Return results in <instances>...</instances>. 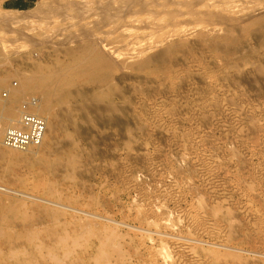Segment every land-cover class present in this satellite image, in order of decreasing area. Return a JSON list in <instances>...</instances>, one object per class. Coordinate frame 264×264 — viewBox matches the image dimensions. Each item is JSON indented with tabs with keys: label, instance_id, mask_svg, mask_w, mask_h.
<instances>
[{
	"label": "rangeland",
	"instance_id": "rangeland-1",
	"mask_svg": "<svg viewBox=\"0 0 264 264\" xmlns=\"http://www.w3.org/2000/svg\"><path fill=\"white\" fill-rule=\"evenodd\" d=\"M96 1L0 6L44 35L0 32L3 134L9 100L13 121L43 100L15 95L25 77L85 64L71 48L93 41L117 64L105 81L69 72L40 146L0 135V264H264V0Z\"/></svg>",
	"mask_w": 264,
	"mask_h": 264
},
{
	"label": "bare ground",
	"instance_id": "bare-ground-1",
	"mask_svg": "<svg viewBox=\"0 0 264 264\" xmlns=\"http://www.w3.org/2000/svg\"><path fill=\"white\" fill-rule=\"evenodd\" d=\"M98 1V0H97ZM96 1V2H97ZM106 1V0H105ZM108 1V0H107ZM112 1V0H111ZM119 1V0H118ZM126 1V0H125ZM128 1V0H127ZM130 1V0H129ZM133 1V0H132ZM136 1V0H135ZM138 1V0H137ZM141 1V0H140ZM140 1H138V3L140 2ZM153 1V0H152ZM164 1V0H163ZM197 1V0H196ZM84 2V1H83ZM82 1L81 2H79V3H83ZM88 2V1H87ZM87 2H85L86 4H87ZM145 2H147V1H145ZM145 2H144V4H145ZM154 2V1H153ZM167 2V1H166ZM175 2H176V0H175ZM174 2V4H176ZM185 2H186V0H185ZM188 2V1H187ZM190 2V1H189ZM195 2V1H194ZM200 2V1H199ZM72 3V2H71ZM94 3V2H93ZM97 3H99V2H97ZM101 3V2H100ZM112 3V2H111ZM110 3V4H111ZM116 3V2H115ZM124 3H126V2H124ZM123 3V4H124ZM128 3V2H127ZM131 3H133V2H130L129 4H131ZM141 3V5H143L142 3L143 2H140ZM155 4H153L154 5V8H155V6H157V4L156 3H158V2H154ZM183 3V2H182ZM182 3H178V1H177V4H179L180 6L181 5H183ZM193 2H191V4H192ZM196 3V2H195ZM56 4V3H55ZM67 4V3H66ZM109 4V3H108ZM114 3H112V5H113ZM117 5H119L118 3H116ZM115 4V5H116ZM128 4V5H129ZM160 4V3H159ZM166 3L164 2V5H165ZM188 4V3H187ZM42 5V4H41ZM81 5H83V4H81ZM114 5V7L113 8H115V10H119V9H117L116 8V6ZM134 6H136L137 4H136V2L133 4ZM133 5H131V6H133ZM163 5V4H162ZM186 5V4H185ZM195 5V4H194ZM51 6V5H50ZM77 6H79V5H77ZM85 6V5H84ZM106 6V5H105ZM122 6V5H121ZM130 6V5H129ZM130 6V8H132ZM133 6V7H134ZM137 6H139V4L137 5ZM146 6V5H145ZM152 6V5H151ZM83 6H81V8H82ZM86 7H87V5H86ZM85 7V8H86ZM89 7V6H88ZM96 7V11L98 10V9H100V7H98L97 8V6H95ZM95 7H93V10L92 11H90L91 9H92V7H91V9L89 10L88 8V10L92 13H94V12H96L95 10H94V8ZM104 6H102V9H106V8H103ZM141 7L142 6H140V7H138V10H139V8H140V11H141ZM68 8V7H67ZM81 8H76L78 11H80V10H82ZM85 8H83V9H85ZM108 8H111V6H109L108 5ZM107 8V9H108ZM118 8H120V7H118ZM125 8H126V6H125ZM152 8H153V6H152ZM151 8V10H153V11H155L154 9H152ZM44 8H39V11H37L36 12V14H38L39 13V19L41 18V20H40V22L43 24V23H46L47 21H49V19L52 17V15L54 14L52 11L50 12V13H48L47 11L45 12V10H43ZM49 9V8H48ZM72 9H73V7H72ZM80 9V10H79ZM87 9H85V10H87ZM106 9V10H107ZM112 9V8H111ZM123 9V8H122ZM121 9V10H122ZM127 9V8H126ZM126 9H123V10H126ZM129 9V8H128ZM134 9H136V7L135 8H132V10H134ZM190 9V8H189ZM60 10V13H61V10H63L64 11V8L62 7V8H60L59 9ZM67 10V9H66ZM87 10V11H88ZM131 10V9H130ZM146 10V9H145ZM145 10H143V8H142V11L144 12ZM150 10V9H149ZM163 10L164 9H162V12H163ZM188 10V9H187ZM259 10V9H258ZM57 11H58V8H57ZM62 11V13H63V17H65L66 15L64 14L65 13V11L63 12ZM68 11V10H67ZM71 13H76V15L79 13H77V12H75L76 10H75V8L73 9V10H69ZM83 11V10H82ZM87 11H84L83 13L85 14ZM99 11V13H100V10H98ZM97 11V12H98ZM110 9L108 10V12H109V15L111 14L110 13ZM126 11H128V10H126ZM126 11H123V13H121L120 12V15H123V14H126ZM136 11H137V9H136ZM147 11V10H146ZM165 11H167V10H165ZM171 11V10H170ZM195 11V10H194ZM81 12V11H80ZM89 12V14H91ZM101 12H104V11H101ZM113 12H114V10H113ZM130 12V11H129ZM151 12V11H150ZM149 12V13H150ZM156 12V11H155ZM168 12V11H167ZM166 12V13H167ZM173 12V11H172ZM186 12V11H185ZM219 12V11H218ZM259 12V11H258ZM261 12H263V11H261ZM14 13V12H13ZM13 13H11L12 15H13ZM16 13V15H17V12H15ZM14 13V14H15ZM19 13V12H18ZM53 13V14H52ZM71 13L70 14H68V13H66L67 15H70L71 16ZM88 13V12H87ZM105 13H107V12H105ZM118 13V15H119V11L117 12ZM132 13V12H131ZM137 13V12H136ZM152 13H154V12H152ZM168 13H170V12H168ZM167 13V14H168ZM177 13V12H176ZM198 13V12H197ZM211 13V12H210ZM11 14L9 15H4V16H0V32L1 33H4V32H9V34L10 35H13L15 38H13V37H11V38H8L9 39V42L10 43H12L13 42V40L15 39V41H21V42H27L26 41V39H28V38H31V39H33L34 41L35 40H37V41H39L38 39H43V36L38 32V31H36L35 30V28H33V27H31L29 24H27L28 22H30V19H31V17H34V16H36V17H38V15H35V14H32V16H27V17H24V18H21V17H18V16H11ZM73 14H72V16H73ZM102 14V16H103V13H100V15ZM108 14V13H107ZM112 14H114V13H112ZM111 14V15H112ZM128 14V13H127ZM126 14V15H127ZM166 14V15H167ZM171 14H173V13H171ZM170 14V15H171ZM179 14V13H178ZM25 15V14H24ZM58 15V14H57ZM65 15V16H64ZM75 15V14H74ZM79 15V14H78ZM78 15H77V17H78ZM81 18H83L84 16H82L83 14H82V12H81ZM79 15V16H80ZM95 15V13L93 14V16ZM97 15H99L98 13H97ZM117 15V16H118ZM132 15H133V13H132ZM135 15V14H134ZM169 15V16H170ZM175 15V14H174ZM177 15V14H176ZM223 15V14H222ZM245 15V14H244ZM250 15H251V13H250ZM70 16H69V18H70ZM92 17V15H89V17ZM102 16H100V17H102ZM104 16H106V14L104 15ZM103 16V17H104ZM115 16V15H114ZM128 16H129V14H128ZM131 16V15H130ZM168 16V15H167ZM171 16H173V15H171ZM246 16H248V14L246 15ZM67 18H68V16H66ZM75 17V16H74ZM88 17V16H87ZM95 17V16H94ZM111 17V16H110ZM109 17V18H110ZM120 17V18H119ZM123 18H124V16H122ZM156 17V16H155ZM62 18V17H61ZM80 18V17H79ZM106 18L109 20V18L106 16ZM106 18H104L105 19V23H104V19L102 20L103 22H102V24H105L106 26H107V24H106ZM114 19V17H111V19ZM121 19V16H118L117 17V19ZM163 18V17H162ZM174 18V17H173ZM201 18V17H200ZM234 18V17H233ZM60 19V18H59ZM85 19H87V18H85ZM91 19V18H90ZM94 19V18H93ZM97 20H100V19H98V18H96ZM116 19V18H115ZM116 19V20H117ZM118 19V20H119ZM171 19V18H170ZM203 19V18H202ZM79 20V19H78ZM81 21H82V19H80ZM95 20V19H94ZM96 20V21H97ZM115 20V21H116ZM125 20V19H124ZM135 20V19H134ZM212 20V19H211ZM246 20V19H245ZM77 21V20H76ZM76 21H75V23H76ZM81 21L79 22V28L82 26V23H81ZM111 21V20H110ZM114 21V22H115ZM151 21V20H150ZM77 22V23H78ZM83 23L84 22H87L86 20L85 21H82ZM118 22V21H117ZM142 22V21H141ZM196 22V21H195ZM205 22V21H204ZM20 23H25L26 25H20ZM34 23V22H33ZM32 23V24H33ZM74 23V24H75ZM81 23V24H80ZM88 23V22H87ZM90 23V22H89ZM88 23V24H89ZM101 23V22H100ZM111 23V22H110ZM109 23V25H111ZM176 23V22H175ZM31 24V25H32ZM52 24V23H51ZM93 24H94V22H93ZM92 24V25H93ZM120 24H122V22H119V23H117V25H119L120 26ZM143 24H145V22H143ZM151 24V23H150ZM36 25V24H35ZM48 25V24H47ZM68 25V24H67ZM85 25H87V24H85ZM91 25V26H92ZM97 24L95 23V26H96ZM104 25V26H105ZM108 25V26H109ZM114 25H116V23L114 24ZM116 25V26H117ZM149 25V24H148ZM161 25H163V24H161ZM169 25V24H168ZM84 26V25H83ZM90 26V27H91ZM99 26V25H98ZM97 26V27H98ZM130 26H133V25H130ZM85 27V26H84ZM87 27H88V25H87ZM93 27V26H92ZM97 27H95V29L94 30H96V29H98V28H100L101 26H99L98 28ZM137 26L135 25V28H136ZM160 27V26H159ZM82 28V27H81ZM81 28H80V30H81ZM134 28V27H133ZM156 28V27H155ZM158 28V27H157ZM60 29V28H59ZM82 29H84V28H82ZM101 29V28H100ZM99 29V30H100ZM63 30H65V29H63ZM93 30V29H92ZM26 31H30V32H32L31 33V35L29 34H26L27 32ZM82 31V30H81ZM89 31L90 30H88V29H84V31H83V33H80L82 36L83 35H88L89 34ZM97 31V30H96ZM113 31V30H112ZM116 32V31H115ZM132 32V31H131ZM59 33V32H58ZM109 33V32H108ZM52 34H56V32H54L53 31V33ZM51 34V35H52ZM112 34V33H111ZM152 34H154V33H152ZM46 35V34H45ZM150 35V34H149ZM79 36V35H78ZM93 36V35H92ZM92 36H90V37H92ZM136 36H137V34H136ZM47 37V36H46ZM76 38H78L77 36H75ZM80 37V36H79ZM89 37V38H90ZM97 37V36H96ZM134 38V37H133ZM47 39H50V38H47ZM95 39V38H94ZM150 40V39H149ZM12 41V42H11ZM14 41V42H15ZM28 41H29V39H28ZM32 41V40H31ZM36 41V42H37ZM88 41H89V39H88ZM30 42V41H29ZM67 42H68V40H67ZM69 43V42H68ZM98 43V42H97ZM30 44H32V43H30ZM101 44V43H100ZM102 44H103V42H102ZM93 45V41H89V42H81L76 48H71L70 50H80L81 51V53H82V51L84 52V54L83 55H85L86 56V58H85V60H86V62H85V64H80V65H78V66H76V67H74V69H73V67L71 68L70 66H69V68L67 67V66H65V67H63V68H60L58 71H56V70H54V71H43V70H40V69H38L36 72H34L33 74H31V75H29V76H27V77H25L24 78V80H22L21 81V84L19 85V87H16L15 88V95H17V96H20L23 92H25V91H36V92H40V94L42 95V98H43V100H42V102H37V101H35V104H33V110H31V112H35V113H37V114H39L40 116L41 115H43V116H49L50 114H51V112H52V103H53V101L55 100V99H57V98H61L62 99V97L64 96L63 95V89L65 88V86H66V84H67V75L69 74V72H71V70L72 71H78V73H88V74H90V75H98L102 80H106L107 78H108V76H110V75H112L113 74V72H114V70L116 69V67H117V64L116 63H114V62H112V61H108V57L106 56V54H105V52H103L102 51V49H101V47H100V49L99 48H96V46L95 47H93L92 46ZM17 46V45H16ZM100 46V45H99ZM107 47V46H106ZM119 47V46H118ZM78 48V49H77ZM116 49V48H115ZM119 49V48H118ZM70 50H69V53H70ZM75 50V51H76ZM74 52V51H73ZM73 52H71V53H73ZM74 54V53H73ZM72 54V55H73ZM90 54V55H89ZM79 56H81V54H78ZM135 55V54H134ZM81 57H83V56H81ZM85 60H83L82 61V63L85 61ZM118 63V62H117ZM148 63V61L147 60H145V61H142L141 62V66H144L145 64H147ZM125 64V63H124ZM69 69H70V71H69ZM5 79V78H4ZM15 86H13V88H14ZM17 93H19V95L17 94ZM17 98V97H16ZM10 99V98H9ZM18 99V98H17ZM34 108H36V110H34ZM14 109H15V100H13V99H11V100H9L6 104H5V111L7 112V118L9 119V122H6V123H8L9 124V126L10 125H12L13 123H15L18 119H16V120H14L13 121V119L15 118V114H16V112L14 111ZM95 109H99V107L97 106V104L95 105ZM5 112V113H6ZM42 116V117H43ZM5 120V119H4ZM46 120V119H45ZM47 121V120H46ZM47 126H48V122H47ZM3 134V131H1V129H0V135H2ZM46 135H47V132H46ZM46 135H45V137H46ZM44 140H45V138H44ZM42 143H44V141L42 142Z\"/></svg>",
	"mask_w": 264,
	"mask_h": 264
},
{
	"label": "built area",
	"instance_id": "built-area-1",
	"mask_svg": "<svg viewBox=\"0 0 264 264\" xmlns=\"http://www.w3.org/2000/svg\"><path fill=\"white\" fill-rule=\"evenodd\" d=\"M7 95V91H3V96ZM35 99L31 98L23 102L19 119L4 131L1 139V144L4 147L24 150L38 147L44 141L47 121L44 117L30 110L35 104Z\"/></svg>",
	"mask_w": 264,
	"mask_h": 264
},
{
	"label": "crops",
	"instance_id": "crops-1",
	"mask_svg": "<svg viewBox=\"0 0 264 264\" xmlns=\"http://www.w3.org/2000/svg\"><path fill=\"white\" fill-rule=\"evenodd\" d=\"M39 0H0L1 8L11 11H24L34 7Z\"/></svg>",
	"mask_w": 264,
	"mask_h": 264
}]
</instances>
